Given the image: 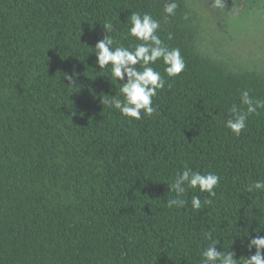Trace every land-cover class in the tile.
I'll list each match as a JSON object with an SVG mask.
<instances>
[{
    "label": "trees",
    "instance_id": "trees-1",
    "mask_svg": "<svg viewBox=\"0 0 264 264\" xmlns=\"http://www.w3.org/2000/svg\"><path fill=\"white\" fill-rule=\"evenodd\" d=\"M134 12L185 62L174 78L150 65L165 85L140 120L100 103L123 100L121 82L92 48L110 23L114 47L133 49ZM246 90L264 101V78L203 58L162 0H0V264H202L207 233L237 259L254 254L264 190L248 187L264 181V108L239 136L225 124L233 105L246 111ZM185 167L217 174L215 194L188 189L169 208L167 184ZM193 196L212 204L194 211Z\"/></svg>",
    "mask_w": 264,
    "mask_h": 264
},
{
    "label": "clouds",
    "instance_id": "clouds-1",
    "mask_svg": "<svg viewBox=\"0 0 264 264\" xmlns=\"http://www.w3.org/2000/svg\"><path fill=\"white\" fill-rule=\"evenodd\" d=\"M216 5L221 4V0H215ZM177 5L175 0L167 3L164 11L166 14H173ZM129 34L139 43L133 49L124 46L114 47V40L110 35L112 25H104L103 38L98 39L94 47L95 64L100 69H111V76L114 80L121 82L119 89L123 100L115 96L109 97L105 94L100 99V103L113 107L124 116L140 120L143 115L150 116L155 111L153 97L157 91L164 88L165 80L160 72L152 66L158 60H162L165 65V72L168 77L179 76L185 69V62L179 49H169L165 46L156 34L160 28L158 21L149 14L132 13L130 16ZM140 66V69L137 68ZM65 81L69 84H76L79 73L73 67L70 72H63ZM241 104L247 106L246 111H240L233 105L230 109V116L225 124L231 132L239 136L246 128V120L250 114L256 113L257 109L264 108V101L254 100L249 91H242L240 94ZM220 177L215 173L202 174L185 167L178 174L174 181L167 184L168 191L175 192L176 198L169 199V208L184 207L185 200L182 198L188 189H199L200 192H207L209 197L213 196L214 189L218 185ZM264 190V181H256L248 187V191ZM212 204V200L206 198L203 203L199 196H193L191 205L194 211H198L202 206ZM210 241L207 248L202 251V264H264V235H256L249 239L246 247L249 251L254 247L255 253L248 257L235 258L232 251H220L217 248L218 241L212 237L211 233L206 234Z\"/></svg>",
    "mask_w": 264,
    "mask_h": 264
},
{
    "label": "rangeland",
    "instance_id": "rangeland-1",
    "mask_svg": "<svg viewBox=\"0 0 264 264\" xmlns=\"http://www.w3.org/2000/svg\"><path fill=\"white\" fill-rule=\"evenodd\" d=\"M172 0H162L164 8ZM173 16L203 58L264 78V0H175ZM171 15V14H168Z\"/></svg>",
    "mask_w": 264,
    "mask_h": 264
}]
</instances>
